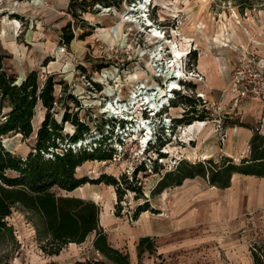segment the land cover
<instances>
[{
	"label": "rangeland",
	"instance_id": "rangeland-1",
	"mask_svg": "<svg viewBox=\"0 0 264 264\" xmlns=\"http://www.w3.org/2000/svg\"><path fill=\"white\" fill-rule=\"evenodd\" d=\"M68 1L0 0V69L15 75L17 80L31 69L37 70L40 80L53 75L56 101L50 112L63 122V132L74 130L68 120L61 119L64 110L88 123L93 135L86 133V139L98 136L99 126L111 127L103 123L105 117L118 113L124 116L121 117L126 120V131L120 134L117 122L113 127L111 139L117 149L112 157L85 160L76 168L78 175L90 177L101 172L113 174L119 178L121 188H126L122 174L133 185L139 184L140 192L126 188L121 194L120 220L132 224L135 218L129 212L138 203L148 200L153 206L155 199L167 194L164 190L176 186L152 191L165 169L175 168L179 159L197 162L212 157L219 161L228 135L225 124H245L264 134V0H148L143 9H137L143 0H113L110 5L95 2L85 10L78 9L76 15L70 11ZM152 29L161 34L164 30V37L156 36L152 40ZM69 32L72 37L66 42L65 33ZM169 41L185 51L181 58L185 76L178 78V87L174 89L191 96L198 109L195 119L168 133L160 147L165 152L161 158L163 168L156 171L151 167V157L157 152L154 147L146 152L147 144L141 141L145 128L134 131L130 128L136 120L147 116L146 120L151 122L150 138L154 139L159 121L167 116H180L182 103L168 104L160 114L157 111L150 114L149 106L120 111L119 105L128 104L133 95L139 99L146 93L157 100L159 88L169 103L174 93L168 91L174 77L168 74ZM154 50L159 51L160 59L152 57ZM206 53L213 59L212 63L208 62L211 66L207 65ZM237 70H240L239 76ZM141 86L143 93L137 91ZM5 103L0 102V118L8 108ZM111 106L118 113H111ZM44 113L45 108L38 102L32 118V133L22 137L20 133L9 132L3 136V144L24 156L35 140ZM200 134L199 143L209 150L207 155L195 152L196 136ZM118 138L121 141H115ZM240 143L238 153L248 156L249 143L242 138ZM142 158L148 168L137 172L136 181L133 169ZM187 178L207 180L206 176L196 174L185 177L182 182ZM82 191L96 196L102 209L110 205L109 210L114 213L115 185L86 181L74 191L59 190V193L74 195ZM145 210L152 212L151 208ZM259 214L257 210L242 214L241 236L249 244L264 240V215ZM6 219L12 226L13 236L9 233L0 236L1 264L5 263V257L9 264L17 255L18 259L37 260L42 250L34 225L36 215L14 204ZM91 238L92 233L82 244L84 257L105 259L92 248Z\"/></svg>",
	"mask_w": 264,
	"mask_h": 264
},
{
	"label": "trees",
	"instance_id": "trees-1",
	"mask_svg": "<svg viewBox=\"0 0 264 264\" xmlns=\"http://www.w3.org/2000/svg\"><path fill=\"white\" fill-rule=\"evenodd\" d=\"M95 2L110 5L113 0H69L68 6L76 15L78 9L85 10L86 6ZM71 37V32L65 33L64 40L68 42ZM55 82L51 74L40 80L36 69L29 70L20 80L0 69V102L4 101L6 103L3 105L8 106L0 118V236L7 233L13 236L12 226L8 224L6 217L11 213L14 204H20L36 215L37 221L34 225L40 240L39 245L44 252L58 253L64 244L70 241L81 242L93 232V247L105 259L96 256L84 257L76 259L72 264H135L129 260L127 252L109 242L99 222L100 205L97 202L90 198L59 193V190L67 192L86 181L113 184L117 193L114 213L120 214L121 194L126 188L140 192L139 184L133 185L126 178V174H122L126 188H121L119 178L113 174L101 172L95 177H90L86 174L78 175L76 168L85 160L111 158L117 149L111 139L113 127L117 122L121 129L119 133L125 132L126 120L113 114L111 117H105L103 123L111 127L107 129L99 126L96 130L98 136L86 139L87 134L93 135L90 134L88 123L64 110L61 119L68 120L74 126V130L69 133L63 132V122L53 117L50 112L56 101ZM173 91L177 95L173 93L168 104L182 103L183 113L178 117H171L169 122L171 131L177 125L195 119L194 115L198 109L191 96L180 94L175 89ZM38 102L45 108L44 117L36 129V137L31 148L23 156L8 149L2 138L9 132L28 137L33 131L32 118ZM168 104L163 105L157 114L165 111ZM165 125L160 124L159 129L154 132V139L149 138L145 148L147 152L154 147L157 152L155 157H151V167L156 171H162L163 168L159 157L165 155V152L160 151L168 135L164 129ZM248 143L250 154L241 156L238 161L224 154L219 161H214L212 157L197 162L181 158L175 164V168L165 169L152 191L160 192L165 187L180 184L185 177L196 174L206 176L209 184L219 187L228 186L234 172L264 176V134L254 129ZM147 168V162L142 158L133 169V178L137 181V172ZM147 208L156 211V208L149 205L148 200H144L135 206L131 216L136 219L139 213ZM136 246L138 254L144 250L151 252L153 241L150 236L144 235L138 239ZM250 251L252 264H264V241L252 243ZM3 261L7 262V258L5 257Z\"/></svg>",
	"mask_w": 264,
	"mask_h": 264
},
{
	"label": "crops",
	"instance_id": "crops-1",
	"mask_svg": "<svg viewBox=\"0 0 264 264\" xmlns=\"http://www.w3.org/2000/svg\"><path fill=\"white\" fill-rule=\"evenodd\" d=\"M206 54L207 65L211 66L209 63L213 59L210 53ZM212 72L214 74L213 69ZM225 128L228 135L221 153L239 159L242 156L238 153L241 138L248 142L253 130L236 123L225 124ZM196 137L195 152L207 155L209 150L199 143L201 134ZM202 181L187 178L169 191L164 190L167 194L160 195L152 206L156 211H141L132 224L120 220L119 215L109 210L110 205L103 209L101 206L99 222L111 245L127 252L129 260L135 264H252L251 244L241 236L239 225L244 212L257 210L259 215H264V176L234 172L226 187L209 184L205 179ZM83 192L74 195L97 202L96 196ZM90 233V245L94 248V233ZM144 235L151 237L153 249L138 254L136 244ZM84 242L70 241L58 253L41 249L42 255L38 254L37 260L18 259L17 255L9 264H72L86 255ZM97 253L103 256L99 251Z\"/></svg>",
	"mask_w": 264,
	"mask_h": 264
},
{
	"label": "bare ground",
	"instance_id": "bare-ground-1",
	"mask_svg": "<svg viewBox=\"0 0 264 264\" xmlns=\"http://www.w3.org/2000/svg\"><path fill=\"white\" fill-rule=\"evenodd\" d=\"M147 1L148 0H143L137 9H143L145 4L147 3ZM130 10H136V9L132 8ZM143 14H145V13H143ZM148 24L150 25L151 23L149 22ZM152 30H153V33H150L152 40L156 36L162 37V34L159 33L156 29H152ZM169 44H170L169 46H170V51H171V64L168 65L170 68L168 74L172 73L174 76V77H172V79L169 83V86L171 87L170 91H172V89L178 87V81H177L178 78L181 77L182 75H184V71H183V68L181 66V58L185 54V51H184V49L178 47L174 41H169ZM155 50H156V48H155ZM155 50L152 51V55H153L152 57L155 59H160L161 54L158 53L159 51L155 52ZM161 52H162V50H161ZM142 88L143 87H141L140 89H142ZM140 89L137 88V91L139 93H143V91H141ZM159 89H160L159 90L160 94H159V98L157 100L155 97L151 96L150 93H146L145 96H142L139 99H136L135 98L136 95H133L131 97L132 100L128 104L119 105L120 111L126 110L129 107H132V109L135 110L136 108L139 109V108H142L144 106H149L150 109H152L153 111L155 110V112H156L158 110L159 106H161L162 104H165L167 102L166 101L167 97H165V94H162L163 91L161 90V88H159ZM168 95H170V94H168ZM140 99H142V100H140ZM134 103H136V104L134 105ZM110 109H111V113H118V110L115 111L114 107H112ZM136 121H137V123H135L134 126L131 127L132 129L130 128V130L134 131V130L140 129L141 127H144L145 128L144 137H142L141 141L143 142V144L144 143L146 144L147 143L146 141H148V139L151 136L149 134L151 131V129H150V127H151L150 123L151 122H150V120L148 121L146 119H138Z\"/></svg>",
	"mask_w": 264,
	"mask_h": 264
},
{
	"label": "built area",
	"instance_id": "built-area-1",
	"mask_svg": "<svg viewBox=\"0 0 264 264\" xmlns=\"http://www.w3.org/2000/svg\"><path fill=\"white\" fill-rule=\"evenodd\" d=\"M162 37H164V30H163V32H162ZM236 73H237L236 75L239 76L240 70H237ZM141 87H142V86H141ZM139 89H140V87H139ZM170 89H171V87H169L168 91H170ZM173 90H174V89H172V91H170V92H173ZM138 94H139V93H138ZM141 97H142V96H141ZM140 100H142V99H140ZM54 102H55V101H54ZM165 104H168V103H165ZM165 104H162L161 106H159V107H158V110H159L163 105H165ZM158 110H157V111H158ZM150 111H151L150 114H154V113H155V110L153 111L152 109H150ZM150 114H149V115H150ZM113 115H116L117 117H118V116H119V117L122 116V114H119V113H118V114H113ZM122 117H124V116H122ZM122 117H121V118H122ZM144 119H148V117L146 116V118H144ZM166 121H167V122H166ZM168 121L171 122V116H167L166 119H164V120H162V121H159V122H160V124H161V123H165L166 125H165V128H164V129H165V131H166L167 133H170L171 128L169 127V122H168ZM189 123H190V122H189ZM187 124H188V123H187ZM180 125H181V124H180ZM180 125H177V126H180ZM154 131H155V128H154ZM151 132H152V130H151ZM162 157H163V156L159 157V159L161 160ZM161 161H162V160H161ZM173 163H175V162H173ZM129 214H130L129 216L132 217V216H131V212H129Z\"/></svg>",
	"mask_w": 264,
	"mask_h": 264
},
{
	"label": "water",
	"instance_id": "water-1",
	"mask_svg": "<svg viewBox=\"0 0 264 264\" xmlns=\"http://www.w3.org/2000/svg\"><path fill=\"white\" fill-rule=\"evenodd\" d=\"M22 79V78H21Z\"/></svg>",
	"mask_w": 264,
	"mask_h": 264
}]
</instances>
